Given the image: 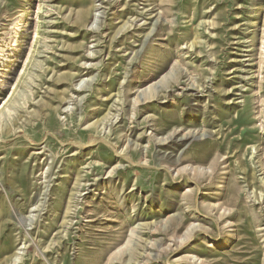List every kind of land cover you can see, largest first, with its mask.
Segmentation results:
<instances>
[{
    "label": "rangeland",
    "instance_id": "1",
    "mask_svg": "<svg viewBox=\"0 0 264 264\" xmlns=\"http://www.w3.org/2000/svg\"><path fill=\"white\" fill-rule=\"evenodd\" d=\"M0 264H264V0H0Z\"/></svg>",
    "mask_w": 264,
    "mask_h": 264
},
{
    "label": "bare ground",
    "instance_id": "2",
    "mask_svg": "<svg viewBox=\"0 0 264 264\" xmlns=\"http://www.w3.org/2000/svg\"><path fill=\"white\" fill-rule=\"evenodd\" d=\"M82 14H84L83 17H82L83 19H85V17L88 16V13L86 11L84 13H82Z\"/></svg>",
    "mask_w": 264,
    "mask_h": 264
}]
</instances>
